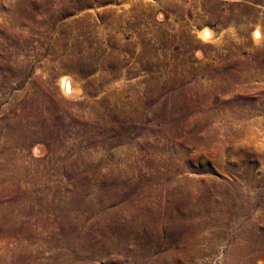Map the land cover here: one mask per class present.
Instances as JSON below:
<instances>
[{
	"label": "rangeland",
	"instance_id": "obj_1",
	"mask_svg": "<svg viewBox=\"0 0 264 264\" xmlns=\"http://www.w3.org/2000/svg\"><path fill=\"white\" fill-rule=\"evenodd\" d=\"M3 27L0 264H108L115 211L143 243L123 264L149 239L170 264L193 208L260 225L264 0H0Z\"/></svg>",
	"mask_w": 264,
	"mask_h": 264
},
{
	"label": "bare ground",
	"instance_id": "obj_2",
	"mask_svg": "<svg viewBox=\"0 0 264 264\" xmlns=\"http://www.w3.org/2000/svg\"><path fill=\"white\" fill-rule=\"evenodd\" d=\"M14 19L15 25H17L19 23V20H17V17H15ZM18 36L20 37L18 33L17 35H15L4 27L3 29H0V38L4 40L9 38H11L10 40H15V37ZM3 64V60L0 61V71ZM18 64L20 65V71L25 78L27 76V72L29 71H27V61L23 60L20 63L18 61ZM62 89L65 92L67 91V83L65 79L62 82ZM24 101H26V99ZM207 211L208 209H202L201 211H199L193 208L191 209V213H189L188 215L189 219L187 221L184 219L176 221L173 235L175 234V236H177V246L170 252L168 251L169 253L164 254L161 257L163 262H169L170 264H200L202 259L209 261V257H211L218 258L220 264H251L250 261H253V259L250 260L251 258H254L260 253L264 252V219H261L260 225L250 224V222L242 223L241 228L237 230L236 218L231 213V206L225 205L224 207H212L208 212ZM113 213L114 212L108 214V217ZM241 213L244 215V211H241ZM120 214L121 213L119 211H115V215L110 219V223H108L109 234L107 236V248L113 255L111 259L108 260V264H123V262L125 261H130V256L132 255H130L129 247L138 245L139 243L140 247H143V243L139 238V231L136 228L135 230H133L128 224H123L121 223V221H119V219L115 218ZM199 216H201V218H198ZM227 218L233 221L228 226L229 230L233 232V240L231 241V243L229 242L230 244H228L226 246V250L223 251L222 248L225 246V243L223 242L222 236L223 232H225V230L227 229ZM130 232L131 235H128V233ZM229 233L230 232H228V234ZM150 234L151 233H149L148 235ZM157 241V239H149V247H147V249L144 251L139 250L136 258L133 260V263L141 264L142 258L147 254L146 251H150L152 248H154ZM70 256L67 259L70 261H74V258ZM75 264L82 263L77 262Z\"/></svg>",
	"mask_w": 264,
	"mask_h": 264
}]
</instances>
